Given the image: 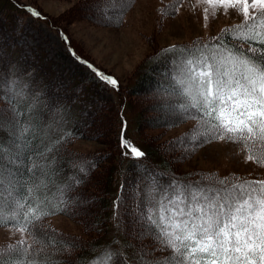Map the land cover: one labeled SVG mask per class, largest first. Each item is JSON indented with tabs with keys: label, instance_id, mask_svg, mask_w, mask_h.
I'll use <instances>...</instances> for the list:
<instances>
[{
	"label": "rangeland",
	"instance_id": "rangeland-1",
	"mask_svg": "<svg viewBox=\"0 0 264 264\" xmlns=\"http://www.w3.org/2000/svg\"><path fill=\"white\" fill-rule=\"evenodd\" d=\"M21 1L39 7L53 19L54 24L67 32L77 51L100 68L114 74L124 88L130 89L128 91L132 93L125 94L127 103L123 112L128 126L124 135L131 137L139 146L148 148L152 158L169 164L171 171L186 173L193 179H208L209 176L212 179L264 177V161H246L249 152L241 143L230 140L203 143L202 136L197 140L201 122L181 114L178 104L180 97L158 89L152 82L139 85L135 80L138 66L158 48L213 38L223 29L242 22L243 16L235 9H229L225 14L217 6L213 12L211 6L202 0ZM205 7L210 9L207 20ZM26 18L27 22L31 20L29 16ZM28 32L32 36L22 37L26 44L38 43L48 47L51 44L54 48L60 46L58 33L48 25L38 22L30 26ZM66 66L72 67L73 63L66 59ZM107 94L113 101L112 105L95 118L93 127L85 136L68 143V149L77 152L78 157L104 152L106 158L99 164V169L93 173L90 181L76 194L73 212L47 218L48 226L44 227L45 230L61 235L64 242L94 240L99 236L100 228L108 227L110 223L106 214L109 204H106L108 194L105 187L109 178L113 185L115 166L120 162L115 148L119 118L116 113L117 96L112 92ZM0 110V123L3 125L0 129L9 128L7 122L13 118L9 108L0 102ZM194 140L199 146L193 147ZM0 143L9 145L4 139H0ZM124 161V165L129 162L128 159ZM5 164L9 165L7 160L4 161L5 168L12 166L7 167ZM129 166L135 167L134 162H129ZM152 173L150 171L144 175L147 176V182L143 183V194L147 199H157L159 217H167L172 211L168 198H174L172 186L177 181H163L157 178L158 174ZM158 189L161 192L156 194ZM134 190V186L130 187L128 183L123 188L126 204L121 210L120 221L126 230L125 235L129 242L138 246L139 252L143 248L145 252L151 253L146 259L164 258L171 254L170 250H157L162 247L160 243L151 236H140L147 223L140 217L141 214H135L133 210L134 198L138 202L142 201L140 197L136 198ZM4 192L7 190L0 188V193ZM32 239L29 231L22 232L19 226H0V255L18 252L20 247L31 245ZM22 240L27 243L19 244ZM37 245L33 246L35 250H39ZM74 249L68 247V243L62 246V252L71 254Z\"/></svg>",
	"mask_w": 264,
	"mask_h": 264
},
{
	"label": "trees",
	"instance_id": "trees-1",
	"mask_svg": "<svg viewBox=\"0 0 264 264\" xmlns=\"http://www.w3.org/2000/svg\"><path fill=\"white\" fill-rule=\"evenodd\" d=\"M28 16L31 20L27 22L26 17ZM38 22L48 25L50 29L58 33L59 47L54 48L51 44L48 47L38 43L29 45L24 42L22 37L32 36L28 32L29 28ZM235 34L224 35L222 41L215 39L222 35L220 32L216 37L199 42L160 47L138 66L135 80L139 85L143 82H152L158 89L180 97L176 80L182 62L186 58L190 59L191 54L200 55L196 52L197 47H201L205 52H210L221 44L225 47L235 45L247 50L249 44L234 40L232 37ZM205 45L208 47L203 48ZM171 46H178V51L165 54L163 50ZM181 48L183 52L179 51ZM66 59L73 63L72 67L66 66ZM104 76L115 79L118 84L108 83L103 78ZM128 90L130 89L124 88L114 74L100 68L77 51L67 32L58 24H54L53 19L35 4L21 0H0V102L9 108L12 117L13 111H16L17 117L22 116L23 121L30 128L31 150L23 151L21 157L25 161V166L35 161L44 172L48 173L45 176L37 169L32 179L36 182L43 181L47 185L46 189L41 190V194L47 192L50 201L45 208L48 214L36 221V227L33 229L36 238L41 241L36 246L39 250L33 252L30 249V254L26 256L24 254L26 246H22L18 252L0 255V264H25L31 260H35L37 264H107L106 257L109 252L112 253V264H137L139 248L128 241L125 235L126 230L120 221L122 219L121 210L126 204L123 191L125 185L128 183V186H134L136 189L134 195L136 198L140 197L142 201L138 202L134 198L135 208L133 210L136 211L135 214H141L140 217L148 223L146 216L154 214L159 220V213L157 199H147L143 194V183L147 182V176H144L146 173L150 171L156 173L157 178L163 181L174 180L184 184L200 181L208 184L209 179H193L186 173L171 171L169 164L155 160L148 148L139 146L131 137L124 135L128 126L123 112L127 103L125 94L132 93ZM107 92L115 93L118 99L116 113L119 122L115 148L118 150L117 156L120 161L115 166L113 185L109 178L110 181L105 187L108 194L106 204H109L106 214L110 218V223L108 227L100 228L96 239L87 242L77 240L71 243L75 248L71 254L62 252V246L69 242H64V237L61 235L45 230L48 226L46 220L55 214L73 212L72 208L76 205V194L88 180L90 181L93 173L99 169V164L106 158L104 152L94 156L78 157L77 152L68 149V143L72 139L85 136L93 127L95 118L102 114L105 108L112 105L113 101ZM181 99L180 97L179 105ZM10 131L13 129H0V139L9 142L11 140ZM22 140L21 137L17 142H22ZM124 140L129 142L128 147H122ZM54 142L55 148L46 154V159L36 154L37 150L43 152ZM132 148L142 151L144 156L135 157L130 151ZM127 159L129 162H134L135 167H130L128 161V164L124 165L126 161L123 162V160ZM142 163L144 166H141ZM15 171L18 180L21 178L27 180L32 175L26 172L25 167L15 169ZM218 179H223V177ZM229 179L232 183L237 182L236 178ZM239 179L240 181L264 180V177H240ZM0 188L7 190V192L0 193V226H20L25 223L24 213L29 209L27 205L24 209H19L17 205L24 203L22 197L26 194V189L21 187L19 191L10 190L7 179L3 185H0ZM160 192L161 190L158 189L156 194ZM59 200H64L66 203L58 204ZM149 201H151V207ZM159 227L156 226L157 231Z\"/></svg>",
	"mask_w": 264,
	"mask_h": 264
},
{
	"label": "snow or ice",
	"instance_id": "snow-or-ice-1",
	"mask_svg": "<svg viewBox=\"0 0 264 264\" xmlns=\"http://www.w3.org/2000/svg\"><path fill=\"white\" fill-rule=\"evenodd\" d=\"M202 2L210 5L213 12L219 6L225 14L229 9L241 14L240 24L223 29L222 35L215 39L222 41L224 35L236 33L232 38L248 43L249 48L244 50L221 44L205 52L197 47L196 52L200 55L191 54L177 73L181 114L201 122L197 140L202 136L203 143L212 140L239 142L249 152L246 161L261 163L264 161V0ZM209 11L208 7L204 8L205 20ZM177 51L178 46L163 50L165 54ZM103 78L110 84H118L111 77ZM7 123L13 131L9 132L11 146L0 143V185L7 179L10 190L26 189L22 197L24 203L17 206L24 209L27 205L29 209L24 213L25 223L19 226L20 231H29L33 236L32 244L24 248L27 256L30 249L35 251L34 245L41 243L33 229L35 222L48 214L45 208L50 203L49 194H41L47 185L43 181L36 182L32 176L37 169L45 176L48 173L35 161L25 166V161L20 158L23 151L31 150V130L22 116L17 117L13 111V118ZM21 137L23 140L18 143ZM128 145V141H122V147ZM192 145L199 146L196 140ZM54 148L55 142L43 152L37 150L36 154L46 159V154ZM131 151L137 158L144 156L136 148ZM5 160L13 167L5 168ZM21 167L32 174L29 179H17L15 169ZM208 179V184L177 181L172 186L174 198H168L172 211L167 217L161 216L159 220L154 214L145 217L148 223L140 236H151L162 246L157 250H170L172 254L146 259L151 253L142 248L137 264H264V180L240 181L237 177V182L232 183L228 177L212 179L209 176ZM63 203L66 201H58V204ZM156 226H160L158 231ZM18 243L25 245L27 242ZM72 246L68 244V247ZM106 260L107 264H112V253H108ZM25 264L37 262L31 260Z\"/></svg>",
	"mask_w": 264,
	"mask_h": 264
},
{
	"label": "bare ground",
	"instance_id": "bare-ground-1",
	"mask_svg": "<svg viewBox=\"0 0 264 264\" xmlns=\"http://www.w3.org/2000/svg\"><path fill=\"white\" fill-rule=\"evenodd\" d=\"M80 11H82V10H80ZM98 17V16H97ZM101 20H103V19H101Z\"/></svg>",
	"mask_w": 264,
	"mask_h": 264
}]
</instances>
